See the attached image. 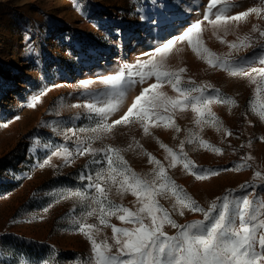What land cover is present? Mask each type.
I'll use <instances>...</instances> for the list:
<instances>
[{
	"label": "rangeland",
	"instance_id": "374dc122",
	"mask_svg": "<svg viewBox=\"0 0 264 264\" xmlns=\"http://www.w3.org/2000/svg\"><path fill=\"white\" fill-rule=\"evenodd\" d=\"M146 2L76 0L73 10L76 14L73 12L70 18H65L68 17L67 10L60 9L59 0H0V264H42L43 261L75 264L78 258L86 259L91 255L89 241L73 223L87 209L81 206L78 198H65L62 193L67 189L82 188L91 197L94 190L88 189V181L79 176L84 172L95 178L96 171L101 167L106 169L107 165H90L86 169L84 166L92 159L89 155H75L70 164H65L61 157L52 156L50 165H39L58 146L74 150L78 138L92 135L90 129L96 127L100 117L89 113L83 105L93 102V97L82 96L78 104L81 107H74L73 97L69 94L83 89L80 82L85 80L88 72L95 73V77L102 76L101 68L107 70L114 66L118 58L125 62L131 60L136 48L126 43L127 53L111 54L109 62L105 63L109 46L106 32L113 27L107 19L116 17L120 10L128 17L137 7L146 6ZM189 24L186 23L185 28ZM137 30L144 32L141 26ZM221 50L226 53L228 46L222 44ZM249 56V53L243 54L237 59ZM163 91L167 92V89ZM221 91L237 101L231 108L227 103H220L216 111L231 135L223 129L217 131L209 124L197 126L192 123L195 113L190 107L180 112L184 124L177 123L183 129H191L197 138L194 143L184 144L188 157L196 165L216 170L217 175L198 180L182 164L168 167L170 157L166 159L167 153L158 140L179 152V145L186 141L188 132L172 134L169 130L173 128H166L162 123L159 127H150L149 135L143 133L139 123L117 125L103 140L93 141V146L101 148L111 144L125 149L131 144L132 150L124 151L122 155L131 168L141 174L150 173L155 167L144 154L145 151L151 153L165 165L176 184L204 208L228 190H233L234 196L248 195L249 199L264 200V182L254 177L258 170L264 174V140L261 139L264 121L248 106L255 89ZM37 95L41 96L40 102L34 107L28 106ZM262 101L264 89L256 97L257 107ZM130 105L129 99L124 98L115 117L107 122L119 119ZM42 122L46 126H41ZM199 138L220 147L222 154L201 147ZM136 141L142 147L136 146ZM249 155L253 159L248 162L253 166L236 171L241 157ZM246 183L248 187L241 189L240 186ZM109 198L133 210L138 207L135 196L125 193L121 198L115 187ZM174 203L175 197L160 199V204L169 210L177 223L203 219L202 213L188 209L179 215L173 210ZM85 222L100 229L98 240L107 237L109 243H113L111 227L99 224L98 213L87 217ZM109 222L133 227L115 216L109 217ZM165 231L175 234L177 230L166 225Z\"/></svg>",
	"mask_w": 264,
	"mask_h": 264
},
{
	"label": "snow or ice",
	"instance_id": "6c2138e0",
	"mask_svg": "<svg viewBox=\"0 0 264 264\" xmlns=\"http://www.w3.org/2000/svg\"><path fill=\"white\" fill-rule=\"evenodd\" d=\"M238 6L237 0H209L203 21L212 26L214 34L223 29L224 36H227L230 22L246 21L253 13L257 16L264 14V0H261L258 7L228 15ZM203 21H196L181 36L168 39L156 47L148 60L123 64L114 74L100 77V82L108 90L101 95L107 96L108 99L102 106H98L96 102L83 105L89 113L100 117L96 127L90 129L92 135L78 138L74 150L58 146L43 164L39 165H50L52 156L61 157L65 164H70L75 155L92 157L84 166L86 169L90 165H107L106 169L101 167L96 171L95 178L84 172L80 174L79 179L88 181L86 187L94 190L91 197L82 188L67 189L62 193L65 198H78L81 206L87 209L80 218L74 219L73 223L78 225L77 230L89 241L91 255L86 259L78 258L75 264H264V200L249 199L248 195L234 196L233 190H228L225 195L215 198L209 207L204 208L184 191L182 186L176 184L168 175L165 165L151 153L144 152L149 158V163L155 167L150 173L141 174L132 169L122 155V152L132 150L131 144L125 149L111 144L101 148L93 146V141L103 140L117 125L139 123L143 133L149 135L150 127H159L162 123L164 127L174 128L179 133L181 129L175 122L174 114L189 107L195 113V125L209 124L217 131L223 129L228 135L232 134L224 128L210 105L213 102L227 103L231 108L236 106L237 101L234 97L223 94L221 89L209 82L197 84L191 77L185 79V67L173 69L168 63V57L177 41L186 40L196 55L210 67L223 69L233 77H247L252 84L257 85L248 106L264 121V101L260 102L258 107L256 105V97L264 89V66L245 70L241 64L246 58L237 59L232 54L253 47L251 35L246 33L232 42L217 36L221 42L228 43L230 49L227 54H217L206 47L201 38ZM252 32H259L260 38L264 39V30H260L258 26L253 25ZM260 63L264 64V59H261ZM152 78H155V83L143 88L119 119L108 123V117L119 110L127 91ZM92 83L91 80H83L80 87L95 101L97 95L90 91ZM164 83L169 84L177 94L172 96L163 91ZM40 100L41 96L37 95L28 106L34 107ZM41 126L46 125L42 122ZM196 139L193 131L189 129L186 141H181L179 145V152L158 140L160 147L167 153L166 159L170 157L168 167L174 168L177 164H182L183 168L198 180L217 175L218 172L214 169L196 165L184 151L185 142L194 143ZM261 139L264 140V137ZM198 142L201 147L222 154L223 150L209 141L199 138ZM250 143L249 141V145ZM136 146L142 147L139 141H136ZM98 156L101 158L97 159ZM252 159L250 155L241 157L235 170L252 167L248 162ZM254 177L264 182V174L261 171H256ZM113 187L121 198L125 193L135 196L138 207L133 210L110 199L109 193ZM246 187L247 183L240 186L241 189ZM170 196L175 197L173 210L178 211L179 215H183L184 210L188 209L202 213L203 219L185 224L177 223L169 210L160 204V199H168ZM89 199L91 203L85 204ZM97 213L99 224L111 227L113 243H109L107 237L98 240L100 229L95 224L85 222L87 217ZM113 216L133 227L110 224L109 217ZM166 225L176 229L175 234L165 231ZM42 264H49V261H43Z\"/></svg>",
	"mask_w": 264,
	"mask_h": 264
},
{
	"label": "bare ground",
	"instance_id": "6f19581e",
	"mask_svg": "<svg viewBox=\"0 0 264 264\" xmlns=\"http://www.w3.org/2000/svg\"><path fill=\"white\" fill-rule=\"evenodd\" d=\"M126 1L127 0H123V3H126ZM147 1L148 3L146 2V6L142 5V7H137L136 10L128 17L124 15L123 10H120L118 13L116 12V17L107 19L109 21H107L109 25H113V27L109 28L106 32V36L109 38V46L106 48V54H108V56L105 63L109 62L108 60L110 59L109 56L111 54L117 52L127 53L128 49H124L126 43H129V45L131 44V47L136 48V54L133 55L129 62H125L124 59L118 58L114 66L108 69L106 68L107 70L101 68L100 74H102V76L114 74L123 64H134L138 60L144 61L151 58L156 47H159L168 39L181 36L182 33L196 21H203V15L206 11L207 5L209 4V0ZM75 2L76 0H59L60 9L67 10L66 15H68V17L65 18H70L75 13L73 11ZM237 2L239 6L234 7L228 13V15H235L236 13L245 11L249 8L258 7L261 4V0H237ZM128 7L130 8L132 5H129ZM175 16L178 17L176 18ZM186 23H190L187 28H185ZM253 25L258 26L260 30H264V14L257 16L253 13L247 18L246 21L230 22L227 36H224L223 29L214 34L212 26L209 25L207 21H203V32L201 34V38L203 39L205 46L213 52L217 54H227L230 51L229 47L228 51L224 53L221 50V45L226 44L228 46V43L221 42L219 39H217V36L223 37V39L227 42H232L236 41L237 37H242L246 33L250 34L252 37L253 47H250L246 50H241L239 53L233 52L232 54L233 56L238 57L239 55L241 56L243 54L249 53L250 56L246 57L241 66L245 70L259 68L264 66V64L260 63V60L264 59V39L260 38L259 32H252ZM138 26H141L144 32H139V30H137V32L136 29ZM168 63L173 69L185 67L187 69V72L183 74L185 79L191 77V79H193L197 84L209 82L216 88L227 91L240 90L246 87L256 89L257 87V85L252 84L247 77H233L223 69L218 67H210L203 59L196 55L186 40L182 42L177 41L175 43L172 52L169 54ZM91 72H88L89 74L85 75V80L93 81L90 86V91L97 95V99L93 102H96L97 105L102 106L103 102L106 101L108 97L101 94L108 90L100 82V77L102 76L95 77V73ZM151 83H155V78L146 80L143 84H137L135 90H133L134 87L132 90L129 89L124 98L129 99V102L132 104L135 96L139 95L142 89L148 87ZM164 88L167 89V93L169 95L175 96L177 94L167 83L163 84L162 90ZM72 92L73 91H71V94L69 95L70 97H73V102L75 105H78L81 102V97L86 96V94L89 98L92 97L84 89L75 94ZM209 93H211V90H209ZM84 101L86 100L84 99ZM219 104L220 103L213 102L210 105L214 113H216ZM180 112L181 111L178 110L174 114L176 124L179 122L184 124L185 120L180 119ZM114 117L115 115L112 114L108 117V119H113ZM194 118L195 114L191 118L192 123H194ZM180 129V134L187 133L189 130L183 129L182 127H180ZM169 132L173 134L176 131L173 128L172 130H169Z\"/></svg>",
	"mask_w": 264,
	"mask_h": 264
}]
</instances>
